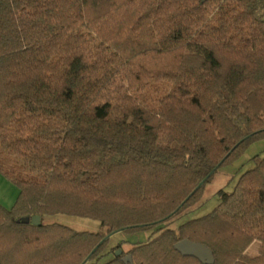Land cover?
<instances>
[{
  "label": "trees",
  "instance_id": "obj_1",
  "mask_svg": "<svg viewBox=\"0 0 264 264\" xmlns=\"http://www.w3.org/2000/svg\"><path fill=\"white\" fill-rule=\"evenodd\" d=\"M261 139L264 0H0V174L19 190L0 205V264H82L106 235L149 229L83 264H264V149L208 213L169 227ZM184 238L213 262L177 252Z\"/></svg>",
  "mask_w": 264,
  "mask_h": 264
},
{
  "label": "rangeland",
  "instance_id": "obj_2",
  "mask_svg": "<svg viewBox=\"0 0 264 264\" xmlns=\"http://www.w3.org/2000/svg\"><path fill=\"white\" fill-rule=\"evenodd\" d=\"M264 149V139L252 143L247 150L241 155L239 159L233 164L223 167L220 172L214 176L211 182L206 184L204 191V203L197 205L191 210L183 213L180 218L172 222L169 227H175L179 222H183L187 219L199 217L208 213L224 196V194L231 190L238 176L245 170L251 167V158L259 153L261 154ZM5 156H0V163ZM3 170H13L18 173L17 168H8L4 164H1ZM18 188L6 177L0 174V205L5 208H10L18 194ZM42 222L48 223H60L67 225L73 229L81 231L96 232L99 229V222L90 218H83L77 216H70L65 214H52L44 215ZM153 229L138 230L134 232L117 231L110 235L109 246L121 243V249L123 251L128 250L136 243L144 242L151 235ZM259 246L258 241H254L246 250L248 255H255ZM108 256L103 257L96 264H101L108 260ZM88 264V263H86ZM95 264V263H94Z\"/></svg>",
  "mask_w": 264,
  "mask_h": 264
},
{
  "label": "water",
  "instance_id": "obj_3",
  "mask_svg": "<svg viewBox=\"0 0 264 264\" xmlns=\"http://www.w3.org/2000/svg\"><path fill=\"white\" fill-rule=\"evenodd\" d=\"M221 162L222 161H220L216 165V167L203 180H201L199 182V184L189 194V196L192 193H194L200 187V185H202L205 182V180L207 179V177L221 164ZM183 202L178 206V208L183 204ZM20 221L22 223H28V222H30L33 225H40L41 224V217L39 215H34V216L30 217V218L29 217H23V218L20 219ZM111 234L112 233L106 235L103 239L100 240V242L91 250V252L85 258L84 262L92 255L93 252H95V250L97 249V247L99 245H101L103 243V241H105L107 238H109V236ZM173 248L177 252H179L181 255H183V256H191V257L197 258V259H199L201 261H204V262H207V263H212L213 262V254H212V251L207 246H205L204 244H201V243H197V242L191 241V240H189L187 238L181 239V240L177 241L176 243H174ZM121 252H122V250H121V248H119V249H117L115 251V255H119V254H121ZM121 259H122V261L125 264H133L132 257H131L130 254L124 255Z\"/></svg>",
  "mask_w": 264,
  "mask_h": 264
},
{
  "label": "flooded vegetation",
  "instance_id": "obj_4",
  "mask_svg": "<svg viewBox=\"0 0 264 264\" xmlns=\"http://www.w3.org/2000/svg\"><path fill=\"white\" fill-rule=\"evenodd\" d=\"M110 237V236H109Z\"/></svg>",
  "mask_w": 264,
  "mask_h": 264
}]
</instances>
